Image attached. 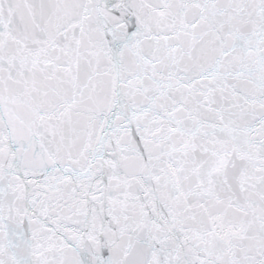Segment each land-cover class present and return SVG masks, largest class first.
Here are the masks:
<instances>
[{
    "label": "snow or ice",
    "instance_id": "obj_1",
    "mask_svg": "<svg viewBox=\"0 0 264 264\" xmlns=\"http://www.w3.org/2000/svg\"><path fill=\"white\" fill-rule=\"evenodd\" d=\"M0 264H264V0H0Z\"/></svg>",
    "mask_w": 264,
    "mask_h": 264
}]
</instances>
